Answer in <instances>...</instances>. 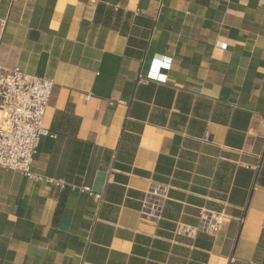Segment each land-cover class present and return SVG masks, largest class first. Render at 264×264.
<instances>
[{"label":"crops","instance_id":"crops-1","mask_svg":"<svg viewBox=\"0 0 264 264\" xmlns=\"http://www.w3.org/2000/svg\"><path fill=\"white\" fill-rule=\"evenodd\" d=\"M0 66L53 82L58 184L0 168V264H264V0H0Z\"/></svg>","mask_w":264,"mask_h":264},{"label":"built area","instance_id":"built-area-1","mask_svg":"<svg viewBox=\"0 0 264 264\" xmlns=\"http://www.w3.org/2000/svg\"><path fill=\"white\" fill-rule=\"evenodd\" d=\"M167 61V63H166ZM169 60L160 65L167 68ZM159 65L153 64L145 80L165 82ZM53 82L28 75L19 67L0 66V168L48 185H56L32 169L40 139L48 135L43 119ZM167 190L154 184L144 195L140 214L142 219L157 222L162 217ZM224 222L222 214L201 210L196 227L177 224L175 234L195 238L203 233L214 236Z\"/></svg>","mask_w":264,"mask_h":264}]
</instances>
